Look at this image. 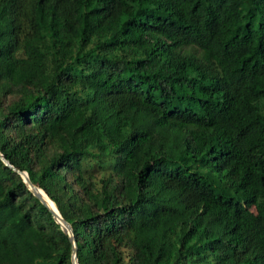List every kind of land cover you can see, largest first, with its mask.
I'll return each instance as SVG.
<instances>
[{"label":"trees","instance_id":"1","mask_svg":"<svg viewBox=\"0 0 264 264\" xmlns=\"http://www.w3.org/2000/svg\"><path fill=\"white\" fill-rule=\"evenodd\" d=\"M0 264H264V0H0ZM56 208V209H57Z\"/></svg>","mask_w":264,"mask_h":264},{"label":"water","instance_id":"2","mask_svg":"<svg viewBox=\"0 0 264 264\" xmlns=\"http://www.w3.org/2000/svg\"><path fill=\"white\" fill-rule=\"evenodd\" d=\"M0 158L1 160L9 167H11L13 170L17 171L16 168H14L13 166H11L9 164V162L3 157V155L0 152ZM19 173L22 175V177L24 178V181L26 182V184L29 186V188L31 189V191L34 193V195L53 213V216L55 218V220L57 221V223H59L61 225V228L63 229V231L69 235V238L73 244V264H79L78 261V248H77V241L75 238V234H74V229L72 227V225L67 222L63 216L61 215L60 211L58 210L57 206V211L53 210L48 204L47 202L43 199V197L41 196V192L45 193L43 190L39 189L37 186H35L31 181L30 178L28 176V174L26 172H21L19 171ZM46 194V193H45ZM46 196L48 197V195L46 194ZM51 200V199H50ZM52 201V200H51ZM53 202V201H52ZM54 203V202H53ZM55 204V203H54ZM56 205V204H55Z\"/></svg>","mask_w":264,"mask_h":264},{"label":"bare ground","instance_id":"3","mask_svg":"<svg viewBox=\"0 0 264 264\" xmlns=\"http://www.w3.org/2000/svg\"><path fill=\"white\" fill-rule=\"evenodd\" d=\"M41 196L43 197V199L47 202V204H48L53 210L57 211V209H56L55 207H53V205L51 204L49 198L46 196L45 193H42V192H41Z\"/></svg>","mask_w":264,"mask_h":264}]
</instances>
